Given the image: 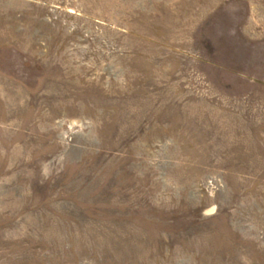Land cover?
<instances>
[{"label":"rangeland","instance_id":"1","mask_svg":"<svg viewBox=\"0 0 264 264\" xmlns=\"http://www.w3.org/2000/svg\"><path fill=\"white\" fill-rule=\"evenodd\" d=\"M0 264H264V0H0Z\"/></svg>","mask_w":264,"mask_h":264}]
</instances>
